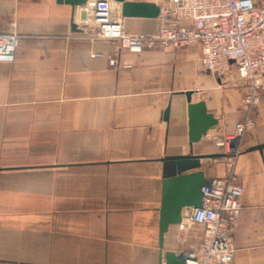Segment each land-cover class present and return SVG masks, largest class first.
<instances>
[{
    "label": "crops",
    "instance_id": "obj_1",
    "mask_svg": "<svg viewBox=\"0 0 264 264\" xmlns=\"http://www.w3.org/2000/svg\"><path fill=\"white\" fill-rule=\"evenodd\" d=\"M93 1L0 0V34L19 35L13 61L0 62V264H160L167 251L184 257L202 237V227L186 220L190 208L159 249L167 159L220 154L204 136L232 135L246 115L236 71L219 78L201 70L198 44L136 54L74 33ZM122 21L129 33H147L161 17ZM187 93L218 121L193 144ZM258 111L232 167L243 191L229 264H264V93ZM199 163L181 174L202 171L209 180L229 172L223 156Z\"/></svg>",
    "mask_w": 264,
    "mask_h": 264
},
{
    "label": "built area",
    "instance_id": "obj_2",
    "mask_svg": "<svg viewBox=\"0 0 264 264\" xmlns=\"http://www.w3.org/2000/svg\"><path fill=\"white\" fill-rule=\"evenodd\" d=\"M161 23L153 32L124 30L119 8L111 0H95L83 7L73 32L89 39H112L129 52L198 44L201 70L224 78L236 71L245 117L232 135H205L224 157L228 174L209 179L201 188V204L190 208L186 220L202 227L198 246L184 255V264H229L233 260L232 233L241 211L242 186L232 167L238 140L250 131L264 93V3L253 0H168L160 6ZM19 35L0 34V62H11ZM98 54L95 52L93 55ZM111 65L116 60L109 58Z\"/></svg>",
    "mask_w": 264,
    "mask_h": 264
},
{
    "label": "water",
    "instance_id": "obj_3",
    "mask_svg": "<svg viewBox=\"0 0 264 264\" xmlns=\"http://www.w3.org/2000/svg\"><path fill=\"white\" fill-rule=\"evenodd\" d=\"M59 2L61 0H58ZM120 4L122 17H147L156 18L159 16L160 7L156 3L137 0H116ZM71 5H84L86 0H64ZM187 114L188 134L191 144L201 140L208 130L214 129L217 125V118L206 110L203 101L190 102L189 93ZM167 118V110L165 111ZM262 145L254 147L260 149ZM217 155H188L167 159L171 165L167 167V174L161 184V204L159 208V249L163 248V236L168 227L182 221L181 209L198 207L201 204V188L207 183L202 171H194L181 174L184 171L200 167V158H209ZM164 262L160 264H184V257L173 251H167L164 255ZM162 256H160V260Z\"/></svg>",
    "mask_w": 264,
    "mask_h": 264
},
{
    "label": "bare ground",
    "instance_id": "obj_4",
    "mask_svg": "<svg viewBox=\"0 0 264 264\" xmlns=\"http://www.w3.org/2000/svg\"><path fill=\"white\" fill-rule=\"evenodd\" d=\"M160 13V12H159Z\"/></svg>",
    "mask_w": 264,
    "mask_h": 264
}]
</instances>
